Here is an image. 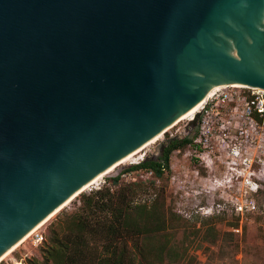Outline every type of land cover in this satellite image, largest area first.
Masks as SVG:
<instances>
[{"label":"water","instance_id":"obj_1","mask_svg":"<svg viewBox=\"0 0 264 264\" xmlns=\"http://www.w3.org/2000/svg\"><path fill=\"white\" fill-rule=\"evenodd\" d=\"M223 84L264 89V0H0V257Z\"/></svg>","mask_w":264,"mask_h":264},{"label":"trees","instance_id":"obj_2","mask_svg":"<svg viewBox=\"0 0 264 264\" xmlns=\"http://www.w3.org/2000/svg\"><path fill=\"white\" fill-rule=\"evenodd\" d=\"M195 133L169 142L158 159L145 158L108 176L110 184L80 192L77 208L50 224L40 243L41 258L30 257L26 264H193L207 245L226 251L235 233L221 232L212 220L196 227L166 205L163 190L150 200L137 201L152 186L121 180L123 173L138 169L163 178L171 153L186 147Z\"/></svg>","mask_w":264,"mask_h":264},{"label":"built area","instance_id":"obj_3","mask_svg":"<svg viewBox=\"0 0 264 264\" xmlns=\"http://www.w3.org/2000/svg\"><path fill=\"white\" fill-rule=\"evenodd\" d=\"M187 147L192 148L193 161L208 172L205 176L197 167L191 170L193 178L202 181L194 191L205 202L198 211L205 216L233 212L237 225L231 231L241 234L257 211L256 198L264 181V89L227 84L211 90L198 111L197 131ZM174 179L170 176L171 182ZM31 235L35 246L43 241L38 229Z\"/></svg>","mask_w":264,"mask_h":264},{"label":"rangeland","instance_id":"obj_4","mask_svg":"<svg viewBox=\"0 0 264 264\" xmlns=\"http://www.w3.org/2000/svg\"><path fill=\"white\" fill-rule=\"evenodd\" d=\"M248 91H245L247 93ZM194 120V119H193ZM197 131V121H188L186 118L181 119L172 127L168 128L161 136L153 143L142 148L131 157L118 163L109 172L97 176V179L90 185L86 186L81 192H89L104 184H110L106 179L110 175H116L122 170L138 161L145 158H155L157 147L162 141L168 140L171 137H182L184 135L191 136ZM197 167L203 175L208 172L199 166L192 159V148L187 146L174 150L170 155V168L164 173L163 178H156L151 173L142 169L133 170L122 175V182L128 183L130 181L139 180L144 184H148L150 192L141 194L136 200H150L159 194L164 193L166 198V205L170 206L172 211L179 215L181 218L195 224L196 227L203 221L212 220L215 226L221 232H232L231 228L236 222V216L233 212L221 210L220 213L205 216L200 213L199 207L205 204L204 200H198L199 197L195 195V190L200 189L198 178L194 179L192 169ZM213 172H211L212 174ZM216 174L218 171L215 172ZM175 175L173 182L170 181V176ZM194 179V180H193ZM188 192V193H187ZM79 195L72 201L65 204L53 216H51L44 224L38 229L43 236L47 237L50 224L64 212H72L77 208ZM257 211L249 216L248 221L243 225L241 234H233L234 240L231 242V247L226 248V251H218V246L207 245L208 248L204 249V253L198 252L199 262L193 264H264V181H262V189L260 190L257 198ZM234 233V232H233ZM181 233H178L180 237ZM34 236H28L21 244L10 252L2 261L5 264H26L30 257L41 258L40 244L35 246L32 243Z\"/></svg>","mask_w":264,"mask_h":264},{"label":"bare ground","instance_id":"obj_5","mask_svg":"<svg viewBox=\"0 0 264 264\" xmlns=\"http://www.w3.org/2000/svg\"><path fill=\"white\" fill-rule=\"evenodd\" d=\"M227 85V84H226ZM226 85H215L213 86L208 92L207 94L203 97V99H201L199 102H197L195 105H193L191 108H189L187 111H185L184 113H182L178 119H176L175 122H173V124L169 127H167L163 132L158 133L157 135L153 136L151 139H149L148 141H146L145 143H143L142 145H140L139 147H137L136 149L132 150L131 152H129L128 154L124 155L123 157H121L120 159H118L116 162H114L112 165H110L108 168H106L105 170L101 171L100 173H98L97 175H95L92 179H90L87 183H85L79 190H77L75 193H73L69 198H67L63 203H61L54 211H52L47 217H45L43 220H41L39 223H37V225H35L32 229H30L19 241H17L14 245H12L5 253H3L0 257V261L2 259H4L10 252H12L15 248H17V246L19 244H21L25 239L28 238L29 235H31L35 230H37V228H39L42 224H44V222H46L51 216H53L59 209H61L65 204L69 203L76 195H78L86 186L90 185L92 182H94L97 179V176L102 175L103 173L109 172L112 168H114L118 163L126 160L127 158L131 157L133 154H135L136 152H138L139 150H141L142 148L146 147L147 145L155 142L162 133H164L168 128L172 127L174 124H176L178 121H180L183 118H187L189 117V119L196 115L200 109V107L202 106V104L206 101L207 97L209 96V93L211 92V90H215L217 88L226 86ZM232 86H240V87H250L247 84H230Z\"/></svg>","mask_w":264,"mask_h":264},{"label":"flooded vegetation","instance_id":"obj_6","mask_svg":"<svg viewBox=\"0 0 264 264\" xmlns=\"http://www.w3.org/2000/svg\"><path fill=\"white\" fill-rule=\"evenodd\" d=\"M176 138L177 137L171 138L170 140L162 141V143H160V145L157 147V152L154 159H158L161 156V152L163 151L164 147Z\"/></svg>","mask_w":264,"mask_h":264}]
</instances>
